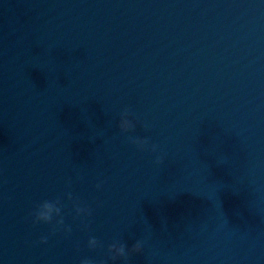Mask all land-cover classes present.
<instances>
[{
  "label": "water",
  "instance_id": "1",
  "mask_svg": "<svg viewBox=\"0 0 264 264\" xmlns=\"http://www.w3.org/2000/svg\"><path fill=\"white\" fill-rule=\"evenodd\" d=\"M0 264H264V0H0Z\"/></svg>",
  "mask_w": 264,
  "mask_h": 264
},
{
  "label": "clouds",
  "instance_id": "2",
  "mask_svg": "<svg viewBox=\"0 0 264 264\" xmlns=\"http://www.w3.org/2000/svg\"><path fill=\"white\" fill-rule=\"evenodd\" d=\"M51 209L48 206H45L44 209L41 210L39 214V218L41 219H48Z\"/></svg>",
  "mask_w": 264,
  "mask_h": 264
}]
</instances>
